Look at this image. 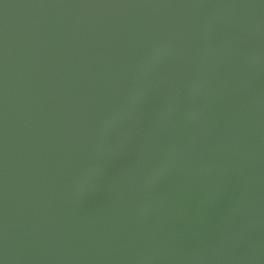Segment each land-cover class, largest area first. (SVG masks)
Listing matches in <instances>:
<instances>
[{"label":"water","instance_id":"95a60500","mask_svg":"<svg viewBox=\"0 0 264 264\" xmlns=\"http://www.w3.org/2000/svg\"><path fill=\"white\" fill-rule=\"evenodd\" d=\"M0 264H264V0H0Z\"/></svg>","mask_w":264,"mask_h":264}]
</instances>
